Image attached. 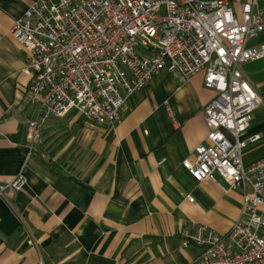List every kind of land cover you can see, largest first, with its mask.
I'll return each mask as SVG.
<instances>
[{"label": "crops", "instance_id": "0c3cea01", "mask_svg": "<svg viewBox=\"0 0 264 264\" xmlns=\"http://www.w3.org/2000/svg\"><path fill=\"white\" fill-rule=\"evenodd\" d=\"M35 1L0 0V186L27 179L11 204L0 197V264H197L202 252L184 247L187 237L203 226L226 235L246 217L243 190L219 176L197 182L183 166L209 144L204 108L216 92L203 73L180 83L164 69L120 124L93 125L73 110L48 118L32 142L39 105L11 30ZM225 1L240 14L248 0ZM262 34L247 47L260 49ZM242 71L261 98L243 135L259 137L243 156L250 167L264 161V58Z\"/></svg>", "mask_w": 264, "mask_h": 264}, {"label": "built area", "instance_id": "2783aa9c", "mask_svg": "<svg viewBox=\"0 0 264 264\" xmlns=\"http://www.w3.org/2000/svg\"><path fill=\"white\" fill-rule=\"evenodd\" d=\"M262 33L258 0L244 2L240 14L225 0H37L11 30L26 52L28 95L39 105L29 137L36 142L48 118L73 110L93 125H118L129 99L162 70L180 83L203 73L216 92L204 108L209 144L183 166L197 182L219 176L243 190L246 217L223 236L200 227L183 246L201 250L197 264H264V161L243 164L259 142L243 135L261 98L242 71L264 58V45L247 47ZM26 185L21 173L0 186V197L11 204Z\"/></svg>", "mask_w": 264, "mask_h": 264}, {"label": "rangeland", "instance_id": "374dc122", "mask_svg": "<svg viewBox=\"0 0 264 264\" xmlns=\"http://www.w3.org/2000/svg\"><path fill=\"white\" fill-rule=\"evenodd\" d=\"M261 41H264V34H262V36L260 37Z\"/></svg>", "mask_w": 264, "mask_h": 264}]
</instances>
